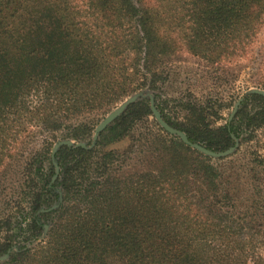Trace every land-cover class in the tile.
<instances>
[{"label":"trees","instance_id":"16d2710c","mask_svg":"<svg viewBox=\"0 0 264 264\" xmlns=\"http://www.w3.org/2000/svg\"><path fill=\"white\" fill-rule=\"evenodd\" d=\"M263 25L264 0H86L83 6L0 0V167L16 158L17 140L27 141L31 128L51 136L23 163L30 174L27 206L2 226L10 233L16 224L29 243L43 236L45 225L48 230L28 249L12 247L15 236L6 234L0 240L4 264H246L253 254L242 229L222 227L209 214L214 168L196 162L200 187L190 194L184 153L199 154L180 140L158 129L167 138L166 167L112 174L117 149L109 147L151 115L148 98L129 105L92 147L95 125L86 115L105 112L131 93L150 92L162 119L189 142L228 149L242 124H264V98L246 96L229 130L204 123L196 102L183 104L187 115L180 122L159 104L163 80L152 63L180 50L210 63L241 59ZM258 83L264 89V79ZM249 101L262 105L253 116ZM57 135L87 148L60 147L53 181L50 150ZM214 239L219 242L212 247Z\"/></svg>","mask_w":264,"mask_h":264},{"label":"rangeland","instance_id":"374dc122","mask_svg":"<svg viewBox=\"0 0 264 264\" xmlns=\"http://www.w3.org/2000/svg\"><path fill=\"white\" fill-rule=\"evenodd\" d=\"M75 1L79 6H83L86 0ZM152 69L158 72L163 80L157 95L159 104L166 114L173 116L177 121H184L187 112L183 109V104L196 102L203 108L204 123L211 128L226 125L229 130L231 119L238 106L246 96L251 95L247 92L251 89L264 90L258 83L264 79V25L241 59L210 63L180 50L173 55L156 58L152 63ZM148 93L152 96L150 92ZM132 94L135 93L129 96ZM128 97L121 99L105 112L86 115L87 121L94 124L95 129L109 112ZM261 106L258 102L249 101L247 110L250 116L260 111ZM75 120L84 121V117H78ZM158 129L165 132L151 113L136 124L131 136L109 147L117 149L111 169L114 176L123 178L133 173H153L166 167L167 138L159 133ZM237 131V137L231 136L233 143L229 148H233V151L227 156L212 158L187 146L199 154L184 153L188 158L187 165L190 172L187 187L190 194L195 195L197 188L200 187L198 182L201 181V174L198 168H195L196 162L212 165L217 179L215 186H210L206 193V203L211 219L217 223L222 221V227L242 229L246 242L245 248L253 254L246 264H256L260 259L264 260V124H260L259 121L245 122ZM30 132L33 133L27 141L17 140L16 158L5 162L0 167V240L6 234H13L17 244L12 247L22 246L25 249L38 245L44 240L48 230L46 225L43 239L32 243L23 241L24 236H19L16 224H13L14 229L10 233H6L2 226L5 219L9 217L16 216L18 220L17 208L27 206L29 196L26 180L28 176L30 178V174L28 167L23 169L25 167L23 163H29L33 154L39 153L45 142L51 140L50 134L39 133L34 128H31ZM60 141L64 140L60 137L56 138L52 142L50 151ZM83 143L86 144V142ZM24 181H26L25 185H23ZM218 217L221 219L218 220ZM218 242L214 239L210 243L213 247V245L217 246ZM227 243L225 241V245ZM4 263L5 260L0 261V264Z\"/></svg>","mask_w":264,"mask_h":264},{"label":"water","instance_id":"95a60500","mask_svg":"<svg viewBox=\"0 0 264 264\" xmlns=\"http://www.w3.org/2000/svg\"><path fill=\"white\" fill-rule=\"evenodd\" d=\"M247 94H253V95L261 96L264 98V90H260V89H251L247 92ZM144 98H148L149 103H150V111H151L152 115L154 116L155 120L157 121V123L159 124V126L168 134L176 136L184 145L189 146L190 148L197 150V151H199V152H201V153H203L209 157H212V158H220V157L227 156V155L232 153L233 148H228L227 150H225L223 152L215 153V152L207 150V149H205V148H203L197 144H192L191 142H189L184 133L177 131L176 129L170 127L168 124H166L163 121L159 112L156 110V108L154 106L153 97L148 92H138V93L132 94L126 100H124L118 107H116L111 112H109L99 122V124L94 129V132H92L93 133L92 144L90 147H92L94 145L95 141L98 138V135L100 134L99 132H102L108 125H110L116 118H118L129 105L133 104L134 102L138 101L139 99H144ZM62 146H67V147L73 146V147L87 148L85 143H83V142H79V143H75V144L73 142L67 141V140L57 142L53 146L52 151H51V158L53 160V165L55 168V175H54L52 180H54L56 178V176L58 175V167L56 165V162H54V156H55L56 152L58 151V149ZM55 207H56V205L53 206L52 208H50L49 210H52ZM41 239H43V237H41L39 240H41ZM6 258H7V255L0 257V261L6 260Z\"/></svg>","mask_w":264,"mask_h":264},{"label":"flooded vegetation","instance_id":"af4514ba","mask_svg":"<svg viewBox=\"0 0 264 264\" xmlns=\"http://www.w3.org/2000/svg\"><path fill=\"white\" fill-rule=\"evenodd\" d=\"M56 177H57V176H56ZM54 180H55V179H54ZM54 180H53V181H54Z\"/></svg>","mask_w":264,"mask_h":264}]
</instances>
